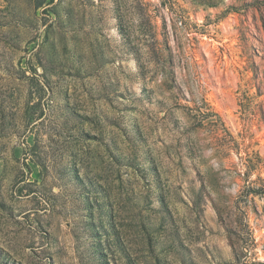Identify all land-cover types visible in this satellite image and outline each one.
Returning a JSON list of instances; mask_svg holds the SVG:
<instances>
[{
  "label": "rangeland",
  "instance_id": "rangeland-1",
  "mask_svg": "<svg viewBox=\"0 0 264 264\" xmlns=\"http://www.w3.org/2000/svg\"><path fill=\"white\" fill-rule=\"evenodd\" d=\"M0 264H264V0H0Z\"/></svg>",
  "mask_w": 264,
  "mask_h": 264
}]
</instances>
